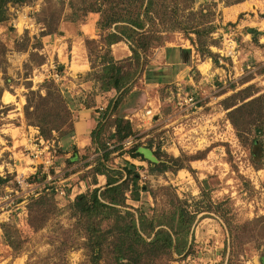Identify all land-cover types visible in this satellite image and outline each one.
I'll return each instance as SVG.
<instances>
[{"label":"rangeland","instance_id":"obj_1","mask_svg":"<svg viewBox=\"0 0 264 264\" xmlns=\"http://www.w3.org/2000/svg\"><path fill=\"white\" fill-rule=\"evenodd\" d=\"M236 1L192 0L190 11L197 13L192 20L217 26L204 36L211 54L198 46L195 34L181 31L152 40L141 67L129 60L127 42L113 46L115 60L134 74L121 92L100 89V53L90 45L95 49L90 56L86 41L101 42L107 32L99 22L128 0L7 3L9 20L0 24V42L7 50L0 59V264H106L105 258L95 262L91 250L79 247L84 238L73 203L92 190L94 169L108 151L107 168H127L131 178L137 176V187L129 181L126 191L134 211L168 215L181 205L197 214L187 253L156 264H261L264 148L240 141L227 107L241 105L247 95L264 94V0H246L256 9L230 19L228 6ZM91 20L96 35L90 38L82 26ZM61 37L65 47L58 58L52 45ZM228 41L236 49L233 60L225 56ZM82 62H89L88 73L64 78V70L75 73ZM48 82L60 89L75 116L86 108L103 117L101 135L94 140L98 148H88L73 162L64 157L69 135L44 140L24 117L26 95L45 94L42 86ZM188 94L195 96L197 108L180 104ZM147 111L156 114L151 121L143 116ZM118 125L129 130L124 133L130 132L132 147H120L127 138L115 135ZM135 149L149 150L156 160L135 156ZM71 172L76 175L66 180ZM105 182L101 178L102 186ZM40 198L47 202L39 204ZM43 215L46 220L40 222Z\"/></svg>","mask_w":264,"mask_h":264},{"label":"trees","instance_id":"obj_2","mask_svg":"<svg viewBox=\"0 0 264 264\" xmlns=\"http://www.w3.org/2000/svg\"><path fill=\"white\" fill-rule=\"evenodd\" d=\"M27 1L0 0V24L9 20L7 3L23 5ZM244 1L246 0H237L234 4ZM166 2L167 0H128L127 5L116 8L99 22L100 30L107 32L105 38L101 42L87 40L86 46L90 56L94 48L100 53L102 70L98 81L101 82L100 89L103 92H121L134 77V74L125 72L123 63L111 55V46L120 42L129 44L132 52L129 60L140 67L151 41L160 40L163 33H193L197 37L198 46L211 54L204 36L215 32L217 26L211 24L206 27L204 23L192 20L197 15L190 11L193 8L192 0H170L172 6H168ZM186 3L189 5L186 6ZM240 9L253 10L256 5L245 2L242 7L234 8L232 14L235 16ZM185 10H189L187 15H184ZM201 17L204 15L201 14ZM90 45L94 48H90ZM6 52V47L0 42V59L5 57ZM91 68H95L93 63ZM42 88L45 94L30 91L26 95L24 117L27 124L38 128L41 138L47 141L53 139L54 134L61 137L70 135L74 131L76 116L67 100L53 82L45 83ZM240 101L241 105L234 103L227 107L231 110L228 118L238 138L242 143L251 146L260 144L264 148V94L255 98L247 95ZM117 127L115 135L119 140L127 138L130 132L124 131L128 129H122L120 125ZM100 135L101 130L97 139ZM110 153L105 152L104 162L94 169L96 175L106 177L105 187L81 194L73 203L77 226L84 238L79 247L91 250L95 262L105 258L106 264H156L162 260H170L173 254L181 256L187 253L191 247L190 237L193 235L197 214L181 205H176L168 215L150 217L141 210L134 211L127 205L126 191L129 181L133 183L132 186L137 187V176L131 178L132 172L127 168H107L105 162ZM134 155L142 156L137 149ZM46 202V198L38 200L39 204ZM53 209L52 205V211ZM45 220L43 215L39 221ZM259 220L264 225V217ZM7 236L8 244L13 247L10 236ZM260 263L264 264V255L260 257Z\"/></svg>","mask_w":264,"mask_h":264},{"label":"crops","instance_id":"obj_3","mask_svg":"<svg viewBox=\"0 0 264 264\" xmlns=\"http://www.w3.org/2000/svg\"><path fill=\"white\" fill-rule=\"evenodd\" d=\"M246 2H249V1H246ZM244 3L245 2H240V3H236V4H232V5L228 6L230 19H235L238 17L240 12L246 11L244 9L243 10L240 9V10H238V12L235 16L232 14V10L234 8L242 7V5H244ZM228 24L233 25L232 22H228ZM82 31H83L84 35L87 37L91 38V37L95 36L96 35V22H95V20L94 21L91 20V21L83 24ZM71 37L74 38V40H75V38H77L75 35L74 36L71 35ZM63 39H65V38H63V37H61L60 39L56 38L55 44L52 45L53 47L56 48V50L54 52L55 57L59 58L60 57L59 51L64 50L65 46H64V42L62 41ZM77 44H79V43H77ZM119 44L120 43L115 44V45L118 46ZM115 45L111 46V48H112L111 55L115 59H117L118 58V54H117L118 52H117V50H115V48H113V46H115ZM246 52L251 53L250 51H247V50H246ZM82 59H83V57H82ZM254 59H259V61H260L261 58H260V54L258 55V52H255ZM63 67H65V66H63ZM79 67H81V70H78L75 73L71 72V70H69V71L64 70L63 72L66 74V75H64V78H68V76H70V77L83 76L90 71L89 62H87V63L82 62L81 66H79ZM69 69H72V68H69ZM108 107L109 108L111 107L113 109L112 104H110ZM102 120H103V117L101 118L99 116L98 112H95V110H93V109L82 108L81 110H78L77 115H76V123L74 125V131L64 140L65 146H66V144H68L69 145L68 147L72 151V153H71L70 149H67V148H66V150H64L65 151L64 157L66 160H68L70 157H72L70 162H73L75 158H77L78 156H82L88 148H91L92 146L97 147V143L94 140L104 125L103 124L104 122H102ZM59 141H61V140H59ZM88 167H89V165L87 166V168ZM75 175H76L75 172L69 173L68 177H66V180H69L70 178H72ZM101 178L106 179L105 176L96 175V178L94 179V181H92L90 184L88 183L89 187H91L92 190L96 189V188L103 189L106 185V182H105V185L102 186L100 183ZM69 185H71V184H69ZM72 190L75 191L76 188H73Z\"/></svg>","mask_w":264,"mask_h":264},{"label":"built area","instance_id":"obj_4","mask_svg":"<svg viewBox=\"0 0 264 264\" xmlns=\"http://www.w3.org/2000/svg\"><path fill=\"white\" fill-rule=\"evenodd\" d=\"M229 42V48L227 49L226 48V51H225V56L227 57V58H230V59H234V57L236 56V49L235 48H233V46L231 45V41H228ZM53 78L55 79V80H60L61 79V77H60V75L59 74H54L53 75ZM180 96V95H179ZM183 100V103L181 102L180 104L181 105H185L186 107H188V108H197V105H198V101L196 100V98H195V96L194 95H186V97L184 98V99H182ZM155 115L156 114H153V112L152 111H147L146 113H145V115H143V116H146L147 118H149L150 119V121L155 117ZM133 138H127L126 140H124L122 143H121V145H120V147H122V148H130V147H132L133 146ZM107 146H108V148L109 149H111V151H115L116 150V148L113 146V144H111V143H107Z\"/></svg>","mask_w":264,"mask_h":264},{"label":"water","instance_id":"obj_5","mask_svg":"<svg viewBox=\"0 0 264 264\" xmlns=\"http://www.w3.org/2000/svg\"><path fill=\"white\" fill-rule=\"evenodd\" d=\"M140 153H141V154H144L145 157H147L148 159L152 160L153 162L156 160V159L153 157L152 153H151L149 150H147V149H142V150H140Z\"/></svg>","mask_w":264,"mask_h":264},{"label":"bare ground","instance_id":"obj_6","mask_svg":"<svg viewBox=\"0 0 264 264\" xmlns=\"http://www.w3.org/2000/svg\"><path fill=\"white\" fill-rule=\"evenodd\" d=\"M201 68L203 69V71H205L206 69L203 67V65L201 66ZM5 100L8 101L11 97L7 94L4 96Z\"/></svg>","mask_w":264,"mask_h":264}]
</instances>
